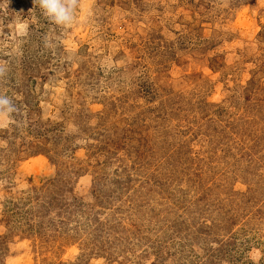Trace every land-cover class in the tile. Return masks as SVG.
Instances as JSON below:
<instances>
[{"label": "rangeland", "instance_id": "1", "mask_svg": "<svg viewBox=\"0 0 264 264\" xmlns=\"http://www.w3.org/2000/svg\"><path fill=\"white\" fill-rule=\"evenodd\" d=\"M0 264H264V0H0Z\"/></svg>", "mask_w": 264, "mask_h": 264}, {"label": "clouds", "instance_id": "2", "mask_svg": "<svg viewBox=\"0 0 264 264\" xmlns=\"http://www.w3.org/2000/svg\"><path fill=\"white\" fill-rule=\"evenodd\" d=\"M34 3L41 14L57 26H70L77 18L79 0H34ZM3 74L4 70L0 68V76ZM15 111L17 107L14 100L6 94H0V123L10 118Z\"/></svg>", "mask_w": 264, "mask_h": 264}]
</instances>
